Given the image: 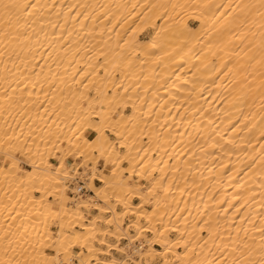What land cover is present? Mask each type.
Masks as SVG:
<instances>
[{
    "label": "bare ground",
    "instance_id": "bare-ground-1",
    "mask_svg": "<svg viewBox=\"0 0 264 264\" xmlns=\"http://www.w3.org/2000/svg\"><path fill=\"white\" fill-rule=\"evenodd\" d=\"M0 156V264H264V0H0Z\"/></svg>",
    "mask_w": 264,
    "mask_h": 264
},
{
    "label": "rangeland",
    "instance_id": "rangeland-1",
    "mask_svg": "<svg viewBox=\"0 0 264 264\" xmlns=\"http://www.w3.org/2000/svg\"><path fill=\"white\" fill-rule=\"evenodd\" d=\"M111 139L112 140H115V137L114 136H111ZM61 154V153H60ZM0 158H2V156H0ZM53 162H54V167H56V164H57V157L56 158H52L51 159ZM79 161V160H78ZM70 162L71 163H73V160H70ZM101 163H102V161H100V165H101ZM21 164H22V167H24V168H29V166L26 164V161H24V160H22V162H21ZM69 167V169L70 170H72L73 169V166H71V165H69L68 166ZM75 180V181H74ZM73 181H72V183L70 184L71 185V187H78V188H80L81 186V181L83 182V185L85 186V188H86V185H85V182L80 178V177H78L77 179H74ZM132 181H134V177L132 178ZM95 184H97V185H99V182H97V181H95ZM84 196H88V195H90V194H92L90 191H86V192H81ZM72 196L74 195V194H71ZM133 202L134 203H137L138 202V199H136V198H134L133 199ZM70 206H74V204L73 203H70ZM117 208H119V210L121 209V206H118ZM95 214H97V211H95V210H93V209H91V211L90 212H86V217H88V218H91L93 215H95ZM128 220H129V218L127 217L125 220H124V226L128 223ZM52 228L54 229V230H56L57 229V227L56 226H52ZM132 233H134L133 231H131ZM110 239V241H113L112 243H114V244H118V243H120L121 245H124L125 243H127V241L126 240H121V241H117L116 242V240L114 239V238H109ZM112 239V240H111ZM115 240V241H114ZM97 244V243H96ZM98 245V244H97ZM156 247H158V246H156ZM78 250V248H74V253H76V251ZM111 255L112 256H117V257H120V258H124V254H122L121 252H119V251H116V250H113V251H111ZM107 256V258H110V257H112V256ZM103 257V256H102ZM76 262H77V260H76ZM128 262V260L126 261V263ZM130 262V261H129ZM129 262L127 263V264H129ZM145 262V260H143V262L142 263H144ZM161 263V259L160 258H156V259H154L153 260V263L152 264H160Z\"/></svg>",
    "mask_w": 264,
    "mask_h": 264
},
{
    "label": "built area",
    "instance_id": "built-area-1",
    "mask_svg": "<svg viewBox=\"0 0 264 264\" xmlns=\"http://www.w3.org/2000/svg\"><path fill=\"white\" fill-rule=\"evenodd\" d=\"M84 190H86V188L82 187V188H81V191H84Z\"/></svg>",
    "mask_w": 264,
    "mask_h": 264
}]
</instances>
